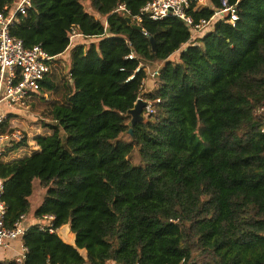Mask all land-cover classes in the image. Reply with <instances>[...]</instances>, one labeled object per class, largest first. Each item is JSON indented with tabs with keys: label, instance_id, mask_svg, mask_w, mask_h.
<instances>
[{
	"label": "trees",
	"instance_id": "1",
	"mask_svg": "<svg viewBox=\"0 0 264 264\" xmlns=\"http://www.w3.org/2000/svg\"><path fill=\"white\" fill-rule=\"evenodd\" d=\"M148 1L32 0L10 26L54 63L69 55L65 74L51 68L32 96H56L33 135L38 149L0 160L9 227L30 213L34 179L45 189L24 264H264V0H230L235 25L216 20L186 48L180 18H137ZM209 3L191 10L197 20L222 6ZM15 6L0 0L7 14ZM74 27L87 38L71 44ZM140 98L154 111L144 106L133 122ZM14 111L1 132L14 130ZM29 141L24 133L6 154ZM45 215L54 231L41 227ZM64 225L74 244L58 233Z\"/></svg>",
	"mask_w": 264,
	"mask_h": 264
},
{
	"label": "built area",
	"instance_id": "2",
	"mask_svg": "<svg viewBox=\"0 0 264 264\" xmlns=\"http://www.w3.org/2000/svg\"><path fill=\"white\" fill-rule=\"evenodd\" d=\"M221 3L222 6L216 9L211 17H202L197 20L191 10L196 9L199 4L210 5L209 0H149L142 7L141 15H138L137 18L141 20L142 15H147L155 20L168 16L178 17L191 31L189 44L194 45L197 38L206 35L216 20L226 19L235 25L239 18L237 3L232 4L230 0H221ZM31 5L32 0H17L15 8L9 14L0 7V127L6 122L10 110H14L17 105L24 104L28 98L40 90L41 81L51 70L52 63L56 58L40 44L31 48L26 47L21 39L13 36L10 32V26L19 19L20 14H26ZM119 9L125 10V4H121L117 10ZM82 38H87V36L78 32L74 27L70 35L71 44ZM127 57L134 58V53L132 52ZM139 69L140 67L137 68V71ZM158 73L159 68L151 71L152 76ZM146 110L153 112L154 104L146 101ZM22 137L23 133L19 129H14L12 132L0 131V160L6 161L11 155L6 154V146L13 145L14 141L21 140ZM4 191L5 182L0 177V247L19 250L15 257L16 261L18 264H24L29 249L22 241L30 223L27 222V214H22L12 227L6 224L8 207L3 198ZM44 219L47 222L42 223L41 227L54 231L52 221L55 216L45 215ZM15 241H21L19 249L14 245Z\"/></svg>",
	"mask_w": 264,
	"mask_h": 264
},
{
	"label": "rangeland",
	"instance_id": "3",
	"mask_svg": "<svg viewBox=\"0 0 264 264\" xmlns=\"http://www.w3.org/2000/svg\"><path fill=\"white\" fill-rule=\"evenodd\" d=\"M16 2H17V0H16ZM84 5H85L86 9L88 11H90L91 13L95 14V16L97 18L100 17L97 13L94 12L89 1H85ZM199 6H203V5L199 4ZM100 18L105 21V18H102V17H100ZM96 39L97 38H95L94 40H96ZM90 40L91 39L87 40L86 43L87 44L90 43L91 42ZM188 45H189V43L185 44L184 48H186ZM179 54H180V50L171 56V60L177 61L179 58ZM68 60H69V55L67 52L63 56L59 57L58 62H55V63L53 62L51 68L54 67V69L57 72L65 74L66 70H65L64 64L68 63L69 62ZM162 64L163 63L159 62V61L149 63L146 67V68H149V71H147V72L151 76V71H153V69H155V68H160ZM151 84H152V82H151ZM55 97H56L55 95H51V94H48L47 97H44V98L40 97V99L38 98V99H34V100H33V97H30L27 99V101L24 104H20V105L16 106L15 111H14L15 113H12V117H11L12 127L14 129L21 130V132L23 134L27 133L29 138H30L29 142H30L31 146L25 147V148H19L16 152H13L11 155H9L8 158L6 159V161L13 158V157H17V156H21V155H25V154H30L32 151L38 149V147L35 145L32 138H33V135H36L39 132H43V130H42L43 126L41 124V123H43V116H44L43 110L46 107L47 102L51 101ZM137 104H140L139 100L137 101L136 105ZM122 137L125 139H128L127 135H123ZM133 161L136 163L139 161L137 152L133 157ZM44 193H45V189H44V187L41 186L39 178L34 179V192L30 197V213L27 214L28 215L27 220H29V223L34 221L33 213H34L35 209L40 205V203L44 197ZM58 233L62 236V238L66 242L74 244L75 235L71 236L72 231L70 230L68 225H64L63 227H61L58 230ZM81 252L83 254H85V250L82 249ZM108 264H115V263L109 262Z\"/></svg>",
	"mask_w": 264,
	"mask_h": 264
},
{
	"label": "crops",
	"instance_id": "4",
	"mask_svg": "<svg viewBox=\"0 0 264 264\" xmlns=\"http://www.w3.org/2000/svg\"><path fill=\"white\" fill-rule=\"evenodd\" d=\"M146 70L149 71V68H146ZM151 82H152V84H151ZM154 85H155V80H151V79H148L147 80V87L149 89L153 88ZM33 219H34V221L33 222H30V224L35 223V220L36 219L35 218H33ZM27 222H29V220H27ZM73 235H75V234L72 232V235L71 236H73ZM22 243H23V241H22ZM14 245L16 246L17 249H19L20 248V245H21V241H15L14 242ZM18 253H19V250L17 251V250H13V249H4V248H1L0 247V259L14 258V257H16V255Z\"/></svg>",
	"mask_w": 264,
	"mask_h": 264
},
{
	"label": "water",
	"instance_id": "5",
	"mask_svg": "<svg viewBox=\"0 0 264 264\" xmlns=\"http://www.w3.org/2000/svg\"><path fill=\"white\" fill-rule=\"evenodd\" d=\"M129 21H131L130 18H128ZM138 28H140L139 25H137ZM154 41V40H153ZM140 104H137L132 110L131 113L133 114V122H136L138 119H140L141 112L143 110V107L146 106V101L142 98L139 99ZM130 132L132 133V129H130Z\"/></svg>",
	"mask_w": 264,
	"mask_h": 264
}]
</instances>
